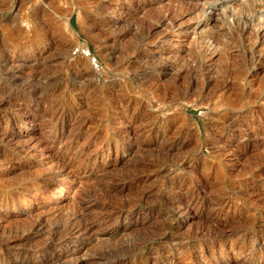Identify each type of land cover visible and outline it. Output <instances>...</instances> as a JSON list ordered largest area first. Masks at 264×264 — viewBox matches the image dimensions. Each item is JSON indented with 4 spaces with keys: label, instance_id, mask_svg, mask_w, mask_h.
Returning <instances> with one entry per match:
<instances>
[{
    "label": "rangeland",
    "instance_id": "rangeland-1",
    "mask_svg": "<svg viewBox=\"0 0 264 264\" xmlns=\"http://www.w3.org/2000/svg\"><path fill=\"white\" fill-rule=\"evenodd\" d=\"M159 1L0 0V60L16 55L15 64L25 63L22 62V55H19L20 47H13L9 41H4L5 28L17 31L25 47L28 38L43 35L51 29L63 44L71 45L69 52L76 63L92 74L83 81L84 90L87 91L84 97L78 91L65 88V71L60 63L55 64L58 61L52 62L54 64L49 67V75L56 77L52 83L56 91L48 96V104L69 99L66 103L67 115V109L73 107L74 103L86 101V105L76 112L77 123L71 121L55 126L56 132L65 134L61 144H47V141L50 143L46 137L50 127L45 113L43 118L28 117L13 124V118L20 117V111L16 109L20 110L27 104L23 97L34 94L32 89L22 92L19 88H12L5 104H0V138L5 133L10 139L4 146L0 142L5 156H0V186L4 185V178L8 182L19 177L16 168L21 164L29 173L37 174L41 181L51 173H60L54 184L48 182L41 188L32 184L21 185L15 189L13 193L23 197L17 203H7V208L1 205L0 231L19 228L21 232L35 220H49L52 216L63 215L73 209L74 199L79 197L76 192L82 183L91 187L94 181L96 184L102 178L114 176L117 182L123 184L126 183L123 175L136 170L140 171L138 173L144 172L142 180H127L123 191L112 194L107 199L109 202L129 198L132 203L147 189H150L151 199L169 192L171 186H177L182 194L186 192L185 186L188 189L200 187L202 190L196 203L204 206V216L196 219L189 217L187 224L182 223L177 228L176 233L185 241L159 246L161 260L165 264H264V260L258 259L260 253L264 254V246L259 243L264 237V179L260 180L259 176L264 174V168L256 166L257 161L264 160V138L258 137L264 129V25L257 20L251 25L249 34L238 36L234 23L237 13L241 19L250 18L247 10L251 4L257 6V11L264 12V0H214L199 20L194 18V14L180 16L174 29L169 31L159 25L160 17L165 12H172V16H175L180 10L185 11L187 6L179 0ZM141 4L150 6L146 5L145 9L133 13L132 10ZM36 10L43 11L40 14L44 16L33 17ZM124 11L130 14H119ZM78 12L81 14L78 15ZM91 18L102 31V38L97 39L90 33ZM109 18L118 20L112 25ZM44 19L50 25L47 30L42 24ZM204 20L208 24L203 27ZM179 24L181 27L190 24L193 33L210 45V50L197 54L194 48L191 49L188 58L175 63L176 68L182 66L184 70L180 75L165 68L167 73L154 74L151 82L143 84L147 78L141 73L152 74V71L144 68L145 55L154 51L165 34L172 38V47L167 46L166 50L178 49V52H182L183 47L178 46L176 35ZM256 30L258 34L255 36ZM147 33L149 36L145 38ZM253 42L255 44L251 47ZM42 44L51 47V41H42ZM214 50L221 52L218 56L213 54L210 63L216 77L206 79L202 73L191 69L194 65L192 62L203 59L205 54L209 55ZM45 56L55 60L58 52L54 50ZM160 62L165 64L163 60ZM26 63L31 64L29 61ZM126 104L130 108L125 107ZM28 106L39 112L46 110L48 105L31 102ZM139 116L141 120L137 122L136 117ZM128 122L132 126L125 129L124 123ZM223 122H232L234 127L219 138ZM151 123L162 124L160 131L167 133L162 145L157 143L154 147V143L158 142L155 133L149 136L148 133H141ZM247 128L257 138L250 144L247 143ZM69 132L77 134L74 140L68 136ZM113 133L115 139L121 142L137 139L141 149L136 153L122 150L120 145L117 147L108 139ZM95 134L100 137L92 142ZM67 146L71 153L84 151V155L80 158L75 156L74 159L67 156L63 162L54 159L61 148ZM159 146L165 150L157 155ZM168 147L171 149L166 151ZM26 148H30L28 154ZM95 153L97 155L93 156ZM87 154L91 157L87 160L88 166H85ZM135 160L141 162V166L133 168L132 162ZM194 161V167H191ZM60 162L67 163L68 168L65 169ZM155 162L156 167L149 166ZM179 168L191 169L189 176L182 181L165 182L164 174H176L181 170ZM0 202L2 204L3 201ZM161 212V216L144 224L132 223L134 217L128 221L120 220L117 228L121 231L99 245H89L88 253H99L106 249L110 255L103 257L106 263L132 261V248L140 245V249L144 250L150 242L165 236L163 233L169 219L165 218L166 212ZM203 227L216 232L217 238L209 243L208 239L203 238L186 242L192 231ZM43 237L17 241L16 245L18 242L20 244L14 246L13 252L35 246ZM208 246L214 249L209 250ZM68 249L64 242L57 247L62 255H67ZM240 252L243 254L239 255ZM250 254L254 256L250 258ZM136 264L155 262L146 259Z\"/></svg>",
    "mask_w": 264,
    "mask_h": 264
},
{
    "label": "bare ground",
    "instance_id": "bare-ground-1",
    "mask_svg": "<svg viewBox=\"0 0 264 264\" xmlns=\"http://www.w3.org/2000/svg\"><path fill=\"white\" fill-rule=\"evenodd\" d=\"M110 1H114V0H110ZM123 1L126 3H132L133 1H137V0H123ZM179 1L185 4V6H187L185 11L180 10V13H178L175 16H172V12H168V13L165 12L159 19L158 22L159 25L164 26L166 29H168V31L174 29V27L176 26L175 22L179 20L180 16L194 14V18L199 20L202 14L204 13V11L206 10V7L214 2V0H179ZM159 2H161V0ZM99 4L101 5V2ZM146 5L150 6V4H146ZM146 5L144 4L139 5L138 7L132 10L133 13H137V11H141L145 9ZM241 7L243 8V6H240V8ZM250 7L251 8L247 10L248 11L247 15L250 17L249 19L245 17H242L241 19V17L238 16L239 14L238 13L236 14L237 17L234 23L236 26L235 30L238 36H241L245 33L249 34V32L252 29L251 25L253 26V22L257 20L259 21V23L264 25V12L257 11L256 5L251 4ZM42 12L43 11L39 12V10H36L32 14V16L37 18V16L41 15L42 17L44 16V14L43 15L40 14ZM78 13H79L78 15L81 14V12ZM119 14L127 15L130 14V12L124 11ZM91 19H89L90 33H92L95 37H97V39L102 38L103 37L102 31L98 29L94 19L92 20ZM116 20L110 19L111 24L112 25L116 24L117 22ZM1 23L2 21H0V25ZM42 24L46 30L50 26L49 23L45 21V19L42 20ZM180 24L176 29V35L178 37L177 39H179L178 40L179 42L177 43L178 46L183 47L182 52L181 53L178 52V49L166 50L167 46H169L170 48L172 47L171 45L172 38L170 35L165 34L162 37V41L158 43V46L154 49V51H152L151 54L145 55L146 61L144 63L145 64L144 68L152 71V74L145 75L146 73H141V75H144L145 78H147V80H144L142 82L143 84H145L146 82L148 83L151 82L154 74L167 73L168 70L166 71L165 68L166 69L169 68V70H174L177 73V75H180V73H182L184 70L182 69V66H177L178 68H176L175 63H177L176 61H179L181 59L188 58V56H190L189 53L191 52V49L194 48L197 54L200 53L204 54L205 51L210 50V45L206 44L202 38L197 37L195 33H193V29L191 30L190 24H187L184 27H181ZM207 24L208 22L206 20L202 21L203 27L206 26ZM47 31L48 33H45L43 35H35L28 38L29 40L27 41L25 47V45L23 46L25 42H22V39L20 38L17 31H14L10 28L4 29L3 32L4 41H9L13 47H20L19 55H22V57L24 58L22 59V62L25 61V63L20 62L22 64H15L14 62L16 61V58H18V56L16 55L7 57L6 60L4 61L0 60V104H5L4 101L6 100L7 97L11 95L10 90H12V88H19L21 89L20 91L26 90L28 88L32 89L34 91V94L30 95L29 97L27 96L23 97L24 99H26V101L24 102H27V104L24 107H22V109L20 110L16 109V111L18 112L20 111V117L13 118L12 122L13 124H15L20 121H24L28 117L36 118V119L43 118L45 113L47 115L48 127H50L48 130V134H46V137L49 138L50 143L46 139L44 141V144L47 141V144L55 145L56 142L59 143L62 142L61 140L65 136L64 133L56 132L55 126L58 124L64 125L65 123L67 122L69 123L71 121L77 123L78 121L76 120V115H77L76 112H78V110L81 107H84L86 105V101L84 100L85 102L81 101L74 103L73 107L71 106L70 108L67 109V115L65 114L66 103L68 102L69 99H65V100L63 99L58 103L50 102L48 104V100H47L48 96L52 95L56 91V89L53 88L52 86V83L54 82L53 79H55L56 77L53 78L52 76L49 75L50 65L54 64L52 62L58 61L55 64L60 63L61 68L65 71V79L63 82L65 88H70V91L72 92L78 91L79 95L80 94L84 95V97L87 91L84 90L85 87L83 86V81L88 77H90L92 74L90 71L84 70L80 65L76 63V60L74 59L73 56H71L69 52L71 45L63 44L59 40V36L57 33L54 32V30L49 29ZM254 34L256 36L258 34V30H256ZM148 36L149 33L145 35V38H147ZM42 41H51V47H49L46 44H42ZM101 42L103 43V41ZM254 44L255 42L251 44V47ZM54 50L58 52V57L55 58V60H52L51 57L49 58V56L48 57L45 56L46 53L52 52ZM220 53H221L220 51L214 50L209 55L205 54L203 59L193 60L192 63L194 65L191 67V69L196 71V73L197 72L202 73L204 76H206V79H211L213 77H216L215 76L216 72L214 68L211 67L210 63L211 60L214 58L212 55L214 54L215 56H218L220 55ZM161 60H163L165 64H162V62H160ZM27 61L31 62V64H27L26 63ZM164 65H169V66H164ZM227 71L228 70H226V72ZM227 74L230 75L229 73ZM154 79H158V78L154 77ZM227 85H225L223 89L226 88ZM166 95H168V92H166ZM31 102L37 105L39 103H41V105L47 104L48 106H46L47 107L45 108L46 110L41 109L39 112H35L31 110L30 107L28 106V104ZM125 107L130 108L128 104H126ZM136 120L137 122L140 121L141 117L140 116L136 117ZM161 125L162 124L156 125L151 123L150 126L147 125L148 128L147 126H145L147 130L141 132V133H148V136L154 133L155 136H158V142L154 143V147L157 146V143L162 145L163 141L165 140V136L167 135L165 131H160ZM1 126L2 125L0 123V130H1ZM124 126L125 129H130L132 124L128 122V123H124ZM220 127L221 128L219 129L220 132L219 138H222L224 132L231 130L234 127V124L232 122L230 123L223 122ZM251 133H252L251 130L249 131V128H247V139H249L250 141V142L248 141L247 143L249 144L257 139ZM74 135L77 134L74 133ZM74 135L70 133V135L68 136H70V138L74 140L75 138ZM259 135L261 136L258 137L264 138V129ZM99 137H100L99 134H95L94 138H92L91 141L93 142ZM108 139H111L117 147L118 145H120L119 148H122V150L128 149L130 151L132 150L133 153H136L138 150L141 149L140 146L141 143H139L137 139L121 142L115 139L114 133ZM0 142L2 143V145L10 142L9 135H6L5 133L2 134L0 138ZM148 146L149 145H147V147ZM29 149L30 148L25 149L26 154H28L27 150ZM169 149H171V147H168L166 151H168ZM161 150H165V148H161L159 146L158 147L159 152H157V155L158 154L160 155ZM71 152L72 151L70 148H68V146L63 147L61 148L60 153L55 155L54 159H56L57 161L62 160L63 162V159L67 156L72 157L74 159L75 156L79 157L84 155V151H80L77 153L76 152L71 153ZM94 155L97 154L95 153L93 154V156ZM0 156L1 157L4 156V152L2 151V149H0ZM90 157L91 156L89 154L86 155L87 159L85 166H88L87 160H90ZM262 158H264V155L262 156ZM195 162L196 161L193 162L191 167H194ZM66 165L67 163L64 162L62 166L66 169L68 168V166L66 167ZM139 166H141V162H139L138 160L132 162L133 168L135 167L137 168ZM149 166L156 167L157 163L155 162L154 165L151 164ZM256 166L259 168L261 167L264 168V160L257 161ZM25 169L26 167L23 164H21L19 167L16 168V170H18L20 173L19 177H17L16 179H12L8 182L7 179L5 178L3 179L4 185L0 186V201L3 202L2 204H0V208L2 206L4 208L5 207L7 208V203H14V202L17 203V201H19V199L23 197L17 193H13L14 190L19 188L21 185L24 186V185L32 184V185H36L37 188H41L44 185H46L48 182L54 184L57 177L58 178L60 177L59 172L55 174L51 173L49 177L46 176L47 178L45 177V179H43L44 181H41L39 180L37 174L29 173V171H26ZM179 169L181 170L176 174L174 173L164 174L163 177L165 182L175 181L177 179L182 181V179H184V177H187V175L189 176V173L191 172V169L188 168H179ZM138 172L140 171L135 170L124 174L123 175L124 178L123 177L122 178L123 180H126V183L123 184L117 182V179L114 176H111L109 178L108 177L102 178L100 179V181L98 182L96 181L97 182L96 184L94 181V183H92L94 184V186L91 187L85 186V184L82 185L83 184L82 183L81 184L82 186L80 185L76 192L78 193L77 195H79V197L78 196H77L78 198L75 197L74 207L73 209H71V211L65 214L63 213V215L60 214V216H55V217L52 216L50 217L49 220L44 218L35 220L34 222L31 223V225L28 224L29 225L28 229H25L24 231L21 232H19L18 230L19 228L17 229L14 228L15 230H13L12 228L8 230H6V228L1 229L2 231H0V264H46V263L47 264H112L103 261V257H105V255L109 252V250L103 249L99 253H95V252L88 253L87 247H89V245L94 246L95 244L105 242V240L106 241L109 240L108 237L118 234L121 230H118L117 224L122 219L128 221L131 220L132 217H134L135 220L133 219L132 223L138 224L141 222L142 224H144V223H148L154 217L157 218L158 216H161L163 214L161 211L166 212L165 218L169 219V223L165 227L166 231L163 233V235L165 234V236L160 238V240L158 241L150 242L149 243L150 245L147 246V248L144 250L140 249L142 248L140 247V245H136V248L133 246L134 248L132 249L134 252L130 253L131 254L130 257L132 256L131 259L132 261L127 260V262H121V263L129 264V262L130 263L132 262L131 264H136L137 261L139 260L152 259L154 260L155 264H165V261L161 260L162 255L159 246L162 243H170L174 245L178 240L183 241L184 239H182V237H180V235L176 233L177 228H179L182 223L187 224V222H189L191 218L196 219L198 217L204 216L203 215L205 210L204 206L202 204L196 203V199L199 197V195H201L202 190L200 187L196 189H188V186H185L186 192L182 194L180 193L181 189H179L177 186H171L169 192L160 193L159 195H156L154 199L150 198L151 196L150 189H147L145 191L143 190L142 193L139 195V197L136 200H134L132 203L129 202L130 201L128 200L129 198L128 199L121 198L119 201L117 200V202L115 203H111L107 200L110 196H113L112 194L117 195V192L123 191V189L127 186V180L129 182L142 180V178L144 177L143 175L144 172L143 173L142 172L138 173ZM259 176H261L260 180L264 179V174H261ZM23 199L24 198H22V200ZM4 227L6 226L4 225ZM41 235L44 237L40 241H38V243L35 244V246L24 248L18 252H13L14 246H17L18 243L20 244V242H18L16 245L17 241H22V242L28 241L34 238V236H41ZM187 237L188 238L186 242L190 240L203 238V239H208L207 243H209L211 240L217 238V235L216 232L212 231V229L208 230L203 227V228L195 229ZM62 242H64L65 246H69L67 255H62L60 254V251L57 250V247ZM259 243L264 246V237L261 238ZM153 245H155L156 247H154ZM208 249L212 250L214 248L208 246ZM108 254L107 256H110ZM242 254H243L242 252L239 253V255ZM71 255L74 256L68 257ZM200 256L202 255L200 254ZM252 256L254 255L250 254V258ZM67 257L69 259L63 260V258H67ZM29 258H32V260ZM172 258L173 257H171V261L173 260ZM258 259H261V261H263L264 254L260 253L258 255Z\"/></svg>",
    "mask_w": 264,
    "mask_h": 264
}]
</instances>
